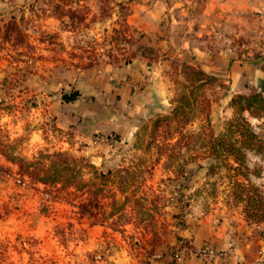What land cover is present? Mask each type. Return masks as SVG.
<instances>
[{
    "label": "rangeland",
    "instance_id": "obj_1",
    "mask_svg": "<svg viewBox=\"0 0 264 264\" xmlns=\"http://www.w3.org/2000/svg\"><path fill=\"white\" fill-rule=\"evenodd\" d=\"M57 3L82 9L83 18L60 16ZM167 3L0 0V264H108L115 252L137 264L168 254L177 264L174 253L181 250L178 264L189 254L230 264L249 243L255 248L250 264H263L264 221L247 219L226 167L210 170L215 162L202 154L198 106L210 102L211 125L219 133L234 115L233 95L257 90L264 77L245 71L249 80L232 84L207 70L222 86L201 88L203 103L190 110L187 122L183 117L185 124L162 122L153 129L152 120L169 114L189 83L185 65L202 69L177 50V41L203 0ZM257 9L256 15H238L247 31L234 38L228 31L192 37L210 49L206 61L220 63L231 50L264 69V5ZM149 10L157 18L145 17ZM139 17L152 19L151 34L136 24ZM10 19L20 33L6 40ZM163 33L172 36L171 44L160 43ZM75 91L74 101H63L64 93ZM245 115L264 135V120ZM56 152L77 161L83 183L39 181L47 155ZM247 158L249 178L264 194V162L252 152ZM88 162L110 177L94 179ZM195 227L207 229L204 245L182 235ZM204 246L216 255L191 252Z\"/></svg>",
    "mask_w": 264,
    "mask_h": 264
},
{
    "label": "trees",
    "instance_id": "obj_2",
    "mask_svg": "<svg viewBox=\"0 0 264 264\" xmlns=\"http://www.w3.org/2000/svg\"><path fill=\"white\" fill-rule=\"evenodd\" d=\"M60 12V16H67L72 18L78 17L79 22L83 18V10L72 6L63 7L60 4L55 5V12ZM74 22V21H71ZM62 23L67 21L62 19ZM2 37L6 40H13L16 33H20L18 23L15 19L8 20L5 24ZM16 31V35L13 33ZM20 39V38H16ZM17 44V43H16ZM143 46L144 49L150 47ZM29 66V63L21 60ZM90 65V64H89ZM185 73L187 74L185 83L181 86V94L174 100L175 105L171 112L167 115L159 116L152 120V128L156 129L165 122L169 126L174 121L180 125L187 122L188 114L192 108H197L196 103L199 100L198 96L201 88L206 85H221L217 76L209 74L199 67L193 65H185ZM79 95L78 91L71 94L64 93L62 99L65 102L74 101ZM210 102H204V105H199L202 111L200 115V130L198 138L203 144V156L212 159L215 164H211L210 170L213 171L218 166L226 167L227 174L231 179V186L234 196L238 201L243 202V211L249 221L261 222L264 221V194L249 178V167L247 165V154L252 152L260 156L261 161L264 162V135L259 134L253 128L248 120V116L260 118L264 120V81L257 90L250 93H238L233 95L230 100V105L233 108L234 115L226 122L223 130L216 133L210 121ZM203 107V108H202ZM186 117V122L183 117ZM183 127V126H182ZM182 127H180L182 129ZM50 162L47 166H42V173L44 176L39 178V181L44 184L62 183L64 186H71L81 184L77 180V172L81 168L77 161L71 158L65 152H56L52 155H47ZM84 160V159H80ZM182 165V164H181ZM179 165V173L184 172V167ZM92 170L94 179L105 180L109 178L111 172H99L93 164L89 162L86 164ZM242 179V180H241ZM101 223V222H100Z\"/></svg>",
    "mask_w": 264,
    "mask_h": 264
},
{
    "label": "crops",
    "instance_id": "obj_3",
    "mask_svg": "<svg viewBox=\"0 0 264 264\" xmlns=\"http://www.w3.org/2000/svg\"><path fill=\"white\" fill-rule=\"evenodd\" d=\"M165 4L168 5L167 0H164ZM264 5V0H203V4L201 10L195 14V17L188 21L187 24L183 26L182 30V42L178 39L177 44L180 45V50L184 53L189 54L191 57V61L199 64L202 69L212 71V73L217 76L223 77L228 76L232 82L243 81L247 82V77L244 75V72L252 71L256 76L264 77V69L260 66L256 65V62L252 60V57L246 56V58H241L239 54L234 53L231 50H225L223 56L221 58V62L219 60L216 63H212L211 61H206V57H211L210 49L207 46H200L194 43L192 37L201 36L203 34L210 35L211 33L222 37L227 31L231 32L230 38H234L238 36V34H242L240 32H246L241 24L237 23L239 20L238 15L249 14L250 12H254L256 15L258 11L257 8ZM149 14H144V16H154L153 18H157V15L153 10L148 11ZM158 14V13H157ZM136 24L146 30L149 34H151V27L153 25V21L151 18H135ZM157 20V19H156ZM177 20V19H176ZM159 23H156L158 25ZM227 25L224 29L221 28V25ZM225 25V26H226ZM229 28V30L227 29ZM239 32V33H238ZM160 37V43L171 44L172 36L166 33H163ZM185 34V36H184ZM189 37V38H188ZM174 38V36H173ZM180 41L181 44L178 42ZM162 44V45H163ZM223 50V49H222ZM221 51V50H220ZM224 51V50H223ZM221 53H223L221 51ZM194 56V57H193ZM206 56V57H205ZM264 57V55H263ZM229 68V70L227 69ZM248 76V75H247ZM220 81V79H219ZM223 83V82H222ZM222 84L220 85V87ZM126 92V91H125ZM207 229L202 227H195L193 229L188 230L187 232L182 234L185 237H188L190 244L195 246L204 245V239L206 238ZM206 232V233H205ZM211 233V231H209ZM187 235V236H186ZM251 245L246 244L241 246L236 250V260L232 261L230 264H250L252 259L254 258V249H249ZM108 264H137L138 262L134 261L132 258L124 254H120V252L112 253V255L108 258ZM172 256L166 254L159 258H148V261L145 264H173ZM182 264H219L216 261L210 262L208 260H201L193 258L190 254L185 256ZM264 264V262H263Z\"/></svg>",
    "mask_w": 264,
    "mask_h": 264
},
{
    "label": "built area",
    "instance_id": "obj_4",
    "mask_svg": "<svg viewBox=\"0 0 264 264\" xmlns=\"http://www.w3.org/2000/svg\"><path fill=\"white\" fill-rule=\"evenodd\" d=\"M191 252H194L195 255H198L201 257H207V258H212L216 255V250H214L211 247H207V246L196 248L195 250H192ZM181 253H182V250L174 253V260L177 264L180 260ZM255 264H260V262H256Z\"/></svg>",
    "mask_w": 264,
    "mask_h": 264
}]
</instances>
